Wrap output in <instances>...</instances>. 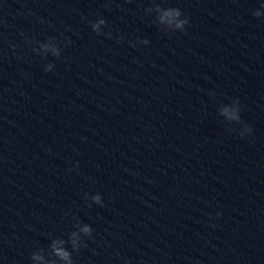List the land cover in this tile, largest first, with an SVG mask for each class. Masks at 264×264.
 <instances>
[{
    "label": "water",
    "instance_id": "water-1",
    "mask_svg": "<svg viewBox=\"0 0 264 264\" xmlns=\"http://www.w3.org/2000/svg\"><path fill=\"white\" fill-rule=\"evenodd\" d=\"M261 3L0 0V264H44L77 223L74 264H264Z\"/></svg>",
    "mask_w": 264,
    "mask_h": 264
},
{
    "label": "clouds",
    "instance_id": "clouds-1",
    "mask_svg": "<svg viewBox=\"0 0 264 264\" xmlns=\"http://www.w3.org/2000/svg\"><path fill=\"white\" fill-rule=\"evenodd\" d=\"M261 9H264V3H261L260 5ZM148 13H151L155 11L156 20L158 27L163 31H171V32H184L186 30V25L189 24V19L187 16H184L179 8L175 7H169V8H161L159 4H156L154 8H148L146 9ZM253 15L256 17H261L264 15V13L261 12L260 9H257L253 12ZM106 25L105 19L101 18L97 20L96 22L92 23V30L97 33V35H105L101 31L102 27ZM109 38H111V33H107ZM141 43L147 45L149 41L147 39H143L140 41ZM69 43H71L69 41ZM33 51H37L39 55L42 57H46L49 53H51L52 56L59 58L61 53L60 49L57 46V42L54 37H49L47 42L41 43L39 46V49H33ZM54 68L53 63H48L45 66V71H52ZM221 114L227 117V120L229 122H235V123H242L241 117H240V104L239 101L234 99L232 100L231 105H226L221 110ZM253 131L252 127L250 125L244 126V132L240 133V138H244L246 135L251 134ZM92 202L102 205V196L97 193L95 195H92L89 198ZM90 206V205H89ZM220 213H217V218L220 217ZM215 225H213L214 227ZM75 228L77 230L72 231L69 234L68 240L65 241L64 239H54L52 240L50 244V250H51V257L47 261H45L43 253V249H39L35 252H33L31 256L32 261H44V264H57V259L62 262V264H74V260L72 258V252L67 250V248L64 247V245L70 244L72 251L78 252L80 250V247L82 246V235L90 237L92 235L93 229L88 224L81 225L80 223H77L75 225ZM86 246V245H84Z\"/></svg>",
    "mask_w": 264,
    "mask_h": 264
}]
</instances>
